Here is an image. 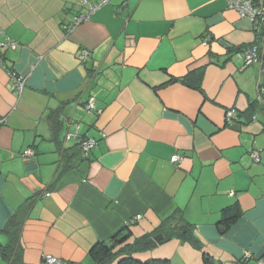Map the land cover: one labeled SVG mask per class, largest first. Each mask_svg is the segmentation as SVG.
Wrapping results in <instances>:
<instances>
[{"label":"crops","instance_id":"obj_1","mask_svg":"<svg viewBox=\"0 0 264 264\" xmlns=\"http://www.w3.org/2000/svg\"><path fill=\"white\" fill-rule=\"evenodd\" d=\"M84 1L0 0V43L18 45L0 51V264L11 221L20 264H94L97 244L164 235L169 220L191 240L145 245L135 260L264 264V26L229 0H112L75 26ZM254 45L252 67L229 51ZM83 138L97 142L87 156ZM235 205L241 218L221 235Z\"/></svg>","mask_w":264,"mask_h":264},{"label":"trees","instance_id":"obj_2","mask_svg":"<svg viewBox=\"0 0 264 264\" xmlns=\"http://www.w3.org/2000/svg\"><path fill=\"white\" fill-rule=\"evenodd\" d=\"M254 1H256V3L259 2V0ZM243 49L245 48H229V51L230 53L234 54L235 51ZM182 82L190 85L191 87L193 86L191 84L192 78L190 76L182 80ZM256 108V106H252V112H254ZM240 218L241 215L238 205L224 210L222 220L218 224L219 233L221 235L227 234ZM172 221L173 220H169L167 223H165L167 224V227H169V231L163 235L164 240L172 238L176 235H181L183 238L191 240V227L183 222L175 223ZM126 229H129V227H127ZM6 231L10 235V241L7 246L1 249V255L3 259L9 264H20L19 255L21 245L18 242V239L20 237L19 225L18 227L13 228L11 221L6 228ZM130 236L131 232H128L127 234L120 233L116 235L110 241V243L97 244L89 253L90 259L94 264H112L114 262H117V264H170V261L168 260H149L146 262L135 260L133 258V254H135V252H137L139 248L143 249L145 247V242L149 239L138 240L133 244H126ZM245 258L249 259L251 258V256L248 258L245 256ZM203 262L204 264H216L213 258L207 253L203 254Z\"/></svg>","mask_w":264,"mask_h":264},{"label":"built area","instance_id":"obj_3","mask_svg":"<svg viewBox=\"0 0 264 264\" xmlns=\"http://www.w3.org/2000/svg\"><path fill=\"white\" fill-rule=\"evenodd\" d=\"M112 0H85L84 3L88 5L89 13L84 15H79L75 18L74 24L78 26L84 22H87L90 19V16L101 9L102 7L108 5ZM228 8L232 11L237 12L240 17L247 18L251 20L254 24L264 25V0H259L258 3L254 0H229ZM18 47L17 43L14 41H8L6 43H0V51L2 49H7L10 51L16 50ZM234 55L243 60L245 67H252L255 65H259L261 63V51L258 46H250L243 50H238L234 52ZM90 57V53L88 51H84L81 56V63H84ZM11 82H12V90L13 92L21 95L23 92L26 79L18 76L16 73H11ZM86 110L89 113H96V100L94 97H91L87 104ZM238 120V115L235 111L229 110L226 112L225 122L227 126H232ZM255 120V118H254ZM4 122V120H0V125ZM97 142L93 139H81L80 146L83 150L85 156L89 154L91 150L94 149ZM26 157L32 156L33 151L28 150L24 154ZM255 163H261V154L255 151L252 155ZM181 160L179 156H175L172 158V163H178ZM46 196H49L47 194ZM139 217H135L126 223V227H130L139 221ZM251 254L247 253L246 257H250ZM46 264H72L65 263L61 259H57L50 255H45L43 258Z\"/></svg>","mask_w":264,"mask_h":264},{"label":"water","instance_id":"obj_4","mask_svg":"<svg viewBox=\"0 0 264 264\" xmlns=\"http://www.w3.org/2000/svg\"><path fill=\"white\" fill-rule=\"evenodd\" d=\"M170 239H168L169 241ZM164 241V237L163 235H156L154 237H152L151 239L147 240L145 242V245L151 246V247H156L158 244L163 243Z\"/></svg>","mask_w":264,"mask_h":264}]
</instances>
